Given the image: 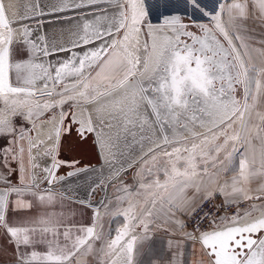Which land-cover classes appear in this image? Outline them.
<instances>
[{"label":"snow or ice","instance_id":"6c2138e0","mask_svg":"<svg viewBox=\"0 0 264 264\" xmlns=\"http://www.w3.org/2000/svg\"><path fill=\"white\" fill-rule=\"evenodd\" d=\"M99 2L100 0H87L86 3L85 0H72L68 3L65 0L63 7L57 10L81 9L97 5ZM104 2L112 5L114 11L109 13L108 9H101L99 14L92 13L93 20L85 17L82 27L78 26L79 30L75 33L77 39L72 48L60 47L51 51L47 45L41 47L40 43L33 41L27 28L23 29L22 40L15 41L10 22L5 18L0 6V103L10 108L11 117H15L20 109L27 108L26 112L20 114L32 121L33 117L38 118L45 110L68 101H96L100 97L121 93L116 103L129 101V106L124 109L126 123H133L135 117L143 127L149 123L150 117L154 118L151 122L158 126L163 136V144L157 145L158 149H166L167 145L173 142L167 134L170 128L173 129V138L175 126L187 128L186 123H181L182 116L201 126L210 125L211 139L205 136L200 144L174 147L171 151L163 150V166L155 155L151 158L150 166L145 162L148 174L155 173L156 178L150 184L141 183L140 188L163 189L168 194V202L172 206L176 196L190 186L199 171L207 173L209 160H216L213 152L218 155L225 151L226 155L221 163L230 162L236 149L233 146L231 151H227L229 143L233 142L234 145L235 142L243 140L245 115L252 107L249 97L253 100L256 98L252 93V84L255 83L256 92L259 93L261 80L255 77L264 76V68L256 69L246 64L234 43V39L239 41L241 37L233 36L229 32L222 20V13L235 12L236 15L231 16V19H244L247 16L249 0L221 3L218 11L206 10L207 5L203 4L202 0ZM251 6L264 15V0H251ZM197 13L208 17L209 22L197 23ZM184 16L193 17L192 22L184 23ZM149 18L156 21L162 19L163 22L158 26L153 25ZM163 29L168 31L164 32ZM142 33L151 41L150 44L145 42L143 45V55L139 44V36ZM43 40L44 37H37V41ZM14 44L18 47L14 48ZM20 49H24L23 55L28 59L14 61L13 57L19 54ZM74 49L78 51H73ZM54 52H65L67 55L56 64H46L42 58L50 57ZM117 72L122 73L119 79L115 78ZM13 74L16 86L12 83ZM66 81L71 82L65 83ZM38 82H42L41 89L36 88ZM59 85H62V88L57 92L56 86ZM37 94L48 97L58 95L60 100L56 103L45 101L41 104L32 99ZM65 115L61 112V127L55 129L57 148ZM74 122L80 124L78 131L82 138L87 132L94 131L90 121ZM237 122L240 124V130H233L229 134L228 129H233ZM213 129L219 131H212ZM23 131L22 129L19 136L21 140L25 139ZM9 133L14 136L16 133L12 120L8 117L0 119V135ZM221 138L223 142L217 143ZM31 147L37 145L30 144ZM9 151L15 159V149H5L3 157L0 158H6ZM45 155H52V149L46 150ZM200 163L204 164L203 169L199 168ZM59 167L60 162L53 156L51 167L45 169L51 177L47 180L49 185L56 179L54 170ZM161 172L163 181L159 179ZM252 175L254 173L249 171L248 161L241 158L239 175L232 181L231 194L239 192L243 199H252L245 188L237 187L238 184L248 182ZM4 183L7 184V181ZM258 192L264 194V186H261ZM12 194L17 197V208L32 207L31 202H25L26 195L32 196L41 204L53 202L55 195L51 191L42 192L34 183L26 187L7 185L0 191V228L6 231L17 247L34 248L36 243L46 244L44 252L32 250L23 254L21 264H70L71 259L82 248H86V254L93 252V244L90 241L102 239L93 225L81 228L79 232L82 235L78 234L74 238L70 231H65L64 240L60 242L57 222L51 218L33 220L30 222L31 227L16 226L6 217ZM205 198H210V195ZM118 199L122 200L124 197ZM155 203L156 198H153V206ZM118 214L124 216L123 226L117 227L115 236L104 243L99 251L106 257L111 255L117 246H121L120 254L126 253L127 264H132L133 247L137 238H128L129 233L137 224L147 232L149 223L146 217L152 213L147 210L142 217H137L134 205L130 204ZM250 215L251 211H246L243 215L237 212L231 217H221L219 222L212 221L215 227L200 233L199 240L207 250L209 264H264V216L240 223ZM220 224L224 227H220ZM37 234L40 236L38 241L35 240ZM49 236L52 239H48ZM110 264H116V261L112 260Z\"/></svg>","mask_w":264,"mask_h":264},{"label":"crops","instance_id":"0c3cea01","mask_svg":"<svg viewBox=\"0 0 264 264\" xmlns=\"http://www.w3.org/2000/svg\"><path fill=\"white\" fill-rule=\"evenodd\" d=\"M231 2L232 0H220L219 5ZM238 2H245V0H238ZM209 10H211L210 7ZM215 10H220L219 6ZM235 15V12L230 14L225 11L222 13V20L233 36L238 35L241 37L239 41L234 39V43L237 45L242 58L251 67L256 69L264 68V15H261L257 8L251 6V0H249L246 18H236L234 20L230 18ZM255 79H260L262 86L260 92L257 93L255 83L253 82L252 84V93L256 98L253 100L249 97V104L252 107L245 115L246 126L243 130V140L234 159L223 169H209L207 173L199 172L193 178L190 186L185 188L183 193L176 196L172 206L168 202V194L161 189L160 193L155 196V206H152V204L150 208L152 213L150 219L153 220L152 228L149 229V233L144 236L143 240L136 241L133 249L135 248L136 250L137 248L138 254L134 256L132 253V262L137 258L136 262L139 264H209L207 250L199 240L200 234L188 235L184 228L185 219L205 196L217 195L226 202L245 200L239 192L231 194L232 181L239 175V161L241 158H245L248 161L249 171L254 173V175L250 176L248 182L238 184L237 187L245 188L253 198L257 196L264 198V194L258 192V189L264 186V119H262L264 117V76L255 77ZM6 117L8 115L5 114L1 118ZM15 144L13 145L12 138L9 139L8 137L0 145V153L5 148L8 150L13 149V147L17 146V143ZM0 157L2 156L0 155ZM7 162L0 158L1 180H9L8 174L13 171V168L10 167L11 164ZM18 165L16 164L17 167ZM63 165L68 167L77 164L68 162L66 164L63 163ZM135 180L138 185V179L135 178ZM52 193L55 195L54 201L44 204H41L32 196L26 195L24 200L26 203L31 202V208H17V197L15 194L10 195L9 209L6 210L7 219L15 223L16 226L31 227L30 222L33 220L51 218L57 222L56 228L60 233L58 239L63 242V233L65 231H70L73 238L78 234L82 235L79 230L91 226L92 214L95 211L96 221L94 226L96 232L100 233L102 206L93 209L90 205L78 203L57 191ZM98 194L99 192L96 197ZM108 199L105 200L108 202ZM114 221H111V223ZM112 225L113 228L117 226L115 223H112ZM113 232H116V230L110 228V225H104L102 239L100 241H90L93 244V252L86 254V248H82L71 259L70 264H110L112 260H116L113 254L105 257L99 251L104 243H107L115 236V233L112 236L110 235ZM39 239L40 236L37 234L35 240L38 241ZM48 239H52V237L49 236ZM32 250L44 252L46 244L36 243L34 248L17 247L6 231L0 228L1 263L21 264L22 255L30 253ZM116 264L118 263L116 262Z\"/></svg>","mask_w":264,"mask_h":264},{"label":"water","instance_id":"95a60500","mask_svg":"<svg viewBox=\"0 0 264 264\" xmlns=\"http://www.w3.org/2000/svg\"><path fill=\"white\" fill-rule=\"evenodd\" d=\"M46 1L57 2L58 0ZM61 7L63 6L56 7L54 10L50 11L42 10L40 14L33 17L22 18L16 22H10V26L14 32L15 41L19 42L22 40L23 29L27 28L32 34L31 39L40 43L41 47L47 45L50 51L60 47L70 49L72 48L73 42L77 39L75 33L79 30V27H82L85 17L89 20H93L92 13L95 12L99 14L101 9H108L109 13L114 11L113 6L105 3L104 1H100L97 5L81 9L65 8L63 11L57 10ZM196 22L200 23L199 21ZM40 36L44 38L46 37V44L44 43V40L37 41V37ZM52 36L55 37V41L51 40ZM13 47L16 48L18 45L14 44ZM23 51L24 49H20L19 54L14 55V61L28 59V57L23 55ZM73 51L78 50L74 49ZM66 55L67 53L65 52H54L53 55L46 58V64L49 62L56 64L57 61L63 60ZM42 59L45 62V58ZM11 79L14 86H16V81L14 80L13 75ZM57 87L58 86H56V88ZM36 88L41 89L42 82H38ZM128 106L129 103L127 107ZM74 110L75 108L72 109V112ZM141 111H144V109H141ZM148 111L150 112V110ZM184 117L185 116L181 117L182 122ZM49 119L43 120L46 121ZM152 119L154 118L150 117L149 123L145 124L143 127L140 126L139 121L136 120L135 117H133V123L124 122V126L126 128L124 130L126 133L119 135V138L116 137L114 145L110 141V146L106 150L103 149L97 134L98 132L95 129V141L99 144L98 161L94 163H83L64 167L62 171H59L60 166L54 170L56 179L51 185L47 183L48 189L46 191H57L63 196L74 199L78 203L83 205L87 204L93 209H97L104 204L105 199H108L112 195H115L118 191H121L123 186L133 189L136 186V180L132 171L136 167L138 161L144 158L151 151L155 150L157 145L163 144V136L159 132L158 126L152 124ZM39 121L42 120H37L33 124H27L28 127L22 133L25 136V139L21 140L19 137L17 139L19 153H24L26 163L24 164V168L20 167L21 174L16 180L17 183H15L14 186L26 187L33 183L38 185L41 182H47V180L51 178L48 176L45 169L51 167L56 149L52 150V155L48 156L45 155L46 149L42 150L43 147L40 142L36 144L33 143V138L35 136L34 126L35 124H38ZM183 123L187 124V128L177 125L175 126V134L198 130L199 127H201L199 123L191 121H185ZM171 133H173V129L170 128L167 133L168 136ZM30 144L37 145V147L30 148ZM69 173H73V175H69ZM59 177H63V179H59ZM4 188L5 187H0V191H3ZM98 192L99 194L96 197ZM92 215L93 220L90 223L91 226H93L94 221H96L95 211H93ZM262 216H264V208L256 214L242 219L240 223H245ZM136 260L137 258H135V262Z\"/></svg>","mask_w":264,"mask_h":264},{"label":"rangeland","instance_id":"374dc122","mask_svg":"<svg viewBox=\"0 0 264 264\" xmlns=\"http://www.w3.org/2000/svg\"><path fill=\"white\" fill-rule=\"evenodd\" d=\"M202 3L207 5L206 10L208 9V11H209V7H210L211 11H212L213 9H215L219 6L220 0H202ZM189 11H191V9H189ZM150 20L155 21V19H152V18H149V21ZM192 20H193V17H191V18L188 16L183 17V21H191L192 22ZM195 21H199L200 23H208L209 18L203 17L201 14L197 13L195 16ZM139 44H140V36H139ZM140 46H141L140 48H141V55H142L143 45L140 44ZM121 76H122L121 72L115 73L116 79H119ZM56 90H61L60 86L57 87ZM238 91H240V90L238 89ZM32 99L34 101L41 103V104H43L45 101H48L49 103H56L60 100V96L53 95L51 97L46 96L45 98L44 97L39 98V97L34 96ZM79 101H82V100L77 99V100H73V101H68L67 103H65L63 105H59V106H56L53 108H49V109L45 110L43 112V114L40 115L38 118L33 117V120L36 121V120L49 119L50 117H53L56 114H61V112H63L66 114L65 118H64L65 124L68 125L69 124V116L72 112V109L75 108L76 103ZM21 111L26 112L27 108L20 109L15 116L16 119H20L19 115L20 116L22 115V114H20ZM5 114H8L10 116V108L8 106L4 105L3 103H0V118L5 116ZM15 117H11V118L13 119ZM185 121H188L186 116L184 117L183 122H185ZM183 122L181 121V123H183ZM12 123L14 124L16 130L23 129V127H25V123H23V121H18V122L12 121ZM44 127H45V125H44ZM49 128L50 127H47L46 135L48 134L47 131ZM233 130H236V131L240 130L239 122H237L233 126V129H228L229 134H231ZM212 131H219V129H213ZM38 134H39V138H40L41 137L40 132ZM3 136H5V138H7V137L12 136V135H11V133H9V134L3 135ZM205 136H208L209 139H211L210 130L203 133V134H200L199 136H197L195 138H191V139H187V140H183V141L172 142L169 145H167L166 149L156 148L155 150L148 153L140 161H138L136 167L132 171L134 178L138 179V185H137V181H136V186L133 189L126 188L127 186L126 187L123 186L121 191H118V192L116 191L117 193H115V196L112 195L111 198L109 197L110 199H108V202H107V200H104L106 202H104V204H102V208H103L101 211L102 221H100V224H102V225H100L101 226L100 227L101 236L104 233V225L105 226L110 225V228H112L114 230L117 229L116 227H122L123 226L124 216L119 215L118 213L123 212V210L127 209L130 204L134 205V213L137 217H142L144 215V213L147 210H150V208L153 206L152 200H153V198H155V196H157L160 193L161 189H156L155 187L147 188V189H141L140 188L141 183H144L145 185H147V184H150L156 178L155 173H153L152 175L148 174V169L145 166V162H148V166H150L151 158L153 155H155L158 158V160L160 161V165L163 166V162L165 160V157H163V155H162L163 150L171 151L172 148H174V147H182V148L183 147H191V145L193 143L200 144L202 139ZM222 142H223V138H221L219 141H217V143H222ZM240 143H241V141L235 142V144L233 145V142H230L228 147H227V151H231L233 146H234L236 149V152H237ZM0 144H1V139H0ZM236 152L232 155L231 160L234 159ZM212 155L216 156V160H215V162H213L212 160H209V163L207 165V171L209 169H211V170L223 169L230 163V162L221 163L222 161H224V157L226 155L225 151H222L218 155L213 152ZM10 167L14 168V165L11 164ZM199 168L203 169L204 164L200 163ZM199 172H203V171H199ZM159 179L161 181H163V179H164L162 172L159 174ZM4 181L5 180L0 179V187H7V185H13L14 186V184L17 183L16 178L13 179L12 177H10L9 180H6L7 184H5ZM119 197H124V199L120 200V199H118ZM150 218H151V216L146 217V219L149 223V227H148L147 232H144L142 227L137 224V226L133 230L130 231L128 238H131V236H135L137 238V242L143 240L145 238L144 236H146L149 233V231H150L149 229L152 228L151 224L153 223V220H151ZM111 221H114L112 223H115L117 225L115 228H113ZM154 228H156V227H154ZM114 233L116 234V232H113L110 235L112 236V234H114ZM120 253H121V246H117V248L115 249V251L112 254L115 257H118L119 255H127L126 253H124V254H120ZM137 254H138L137 248H136V250L134 248L133 249V255L135 256ZM0 264H6V263L0 262Z\"/></svg>","mask_w":264,"mask_h":264},{"label":"bare ground","instance_id":"6f19581e","mask_svg":"<svg viewBox=\"0 0 264 264\" xmlns=\"http://www.w3.org/2000/svg\"><path fill=\"white\" fill-rule=\"evenodd\" d=\"M67 2L71 3L72 0H67ZM77 2H79V0H77ZM85 2H87V0H85ZM0 3L5 14V18L9 22H16L22 18L40 14L42 10L50 11L54 10L56 7L63 6L65 0H58L57 2L46 0H0ZM162 22L163 21H156L152 22V24L158 26L159 24H162ZM163 31L167 32L168 30L163 29ZM148 43L150 44L151 41L149 40ZM121 95V93H116L111 97H100L96 101L84 103V105L76 107L70 116L72 122H74V120L81 122L90 121L91 126L95 127L96 131L98 132L97 134L104 150L108 149L110 146V141L114 145L116 142V137L119 138V135L126 133L124 130L126 129L124 126V122L126 121L123 114L124 109L127 108L129 101L123 100L120 104H117L116 101L121 97ZM60 121L61 115L57 114L55 119L52 117L50 120H42L38 124H35V136L33 138V143L36 144L40 142L43 147L42 150H55V129L57 127H61ZM47 127L50 128L48 129V134L46 135ZM210 127V125H203L199 127L198 130L175 134L174 138L173 133H171L169 134V139L173 142H177L195 138L199 136V134L209 131ZM38 131L41 134L40 138Z\"/></svg>","mask_w":264,"mask_h":264},{"label":"flooded vegetation","instance_id":"af4514ba","mask_svg":"<svg viewBox=\"0 0 264 264\" xmlns=\"http://www.w3.org/2000/svg\"><path fill=\"white\" fill-rule=\"evenodd\" d=\"M29 17H33V16H29ZM188 17L191 18V16H188ZM160 21H162V19ZM160 21H157V22H160ZM149 22H151V23L156 22V20L155 21L150 20ZM183 22L184 23H191V21H183ZM146 31H147V28L145 27L144 32L146 33ZM51 40L55 41V37L52 36ZM148 41H149L148 37L144 33H142L140 35V44L144 45L145 42L148 43ZM44 43L46 44V37L44 38ZM142 55H143V51H142ZM45 63H46V58H45ZM13 78L16 81L15 74H13ZM66 82H71V81H66ZM59 86H60V88H62V85H59ZM56 91L58 92L60 90H56ZM36 97H39V98L44 97L45 98L46 96H40V95L38 96V94H37ZM84 103H87V102H84V101L77 102L75 105V108L78 106H81ZM6 115H8V114H6ZM59 115H61V114H59ZM56 116H57V114L53 116L54 119L56 118ZM19 117H20V119H16V117L13 119L10 117V119L13 122L23 121V123H25V127H23V130H25L28 127L27 124H33L35 122V120L30 121L28 119H25V117L23 115H21V116L19 115ZM69 119H70V121H69L68 125L65 124V121L63 122V125H62L63 131H62V135L60 138L59 147L57 148V146H56L55 157L60 162V166H61L59 171H62L64 169V165L62 166L63 163L64 164H66L68 162L69 163H75V164H78V163H94V162L98 161V159H99V153H98V145L99 144H98V142L95 141V137H94V133H95L96 128L92 127L94 129V131L87 132L85 134V137L82 138L81 135L79 134V131H78V129H80V124L72 122L71 117ZM21 130L22 129L16 130L15 136L13 134H12V136H9V139L12 138L13 145L15 143H17V139L20 135ZM0 139H1L0 145H2L3 142L8 139V137L5 138V136L2 135L0 137ZM13 145H12V147H13ZM5 149L3 151H1V153H0V155L2 157H3L2 152L4 153ZM13 149L16 150V158L13 159L12 154L9 153V155L6 158H3V160L6 162L8 161L10 164L14 165L13 171L11 173H9L8 176H9V178L10 177H12V178L17 177L16 178V180H17L21 174V168L20 167L24 168V164L26 163V157H25L23 152L19 153L17 146L13 147ZM16 164H19L18 167L16 166Z\"/></svg>","mask_w":264,"mask_h":264},{"label":"built area","instance_id":"2783aa9c","mask_svg":"<svg viewBox=\"0 0 264 264\" xmlns=\"http://www.w3.org/2000/svg\"><path fill=\"white\" fill-rule=\"evenodd\" d=\"M45 182L46 181L38 184L41 191H46L48 189V184ZM205 197L200 200L198 205L185 219L184 228L188 235L194 236L203 231L211 230L215 227L212 221L216 220L219 222L221 217H231L237 212L243 215L246 211H251V215H254L264 208V198H252L241 200L238 201L239 203H236L226 202L217 195H210V198L207 199ZM219 226H223V224H220ZM115 259L118 264H127V255H119L118 257H115ZM132 264L139 263L133 261Z\"/></svg>","mask_w":264,"mask_h":264}]
</instances>
